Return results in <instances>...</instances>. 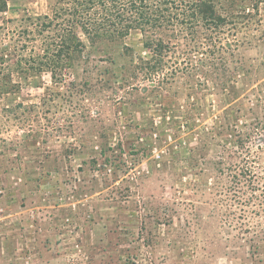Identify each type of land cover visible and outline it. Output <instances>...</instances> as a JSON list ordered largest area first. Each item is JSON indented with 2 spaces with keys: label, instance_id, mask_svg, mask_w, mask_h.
Masks as SVG:
<instances>
[{
  "label": "rangeland",
  "instance_id": "rangeland-1",
  "mask_svg": "<svg viewBox=\"0 0 264 264\" xmlns=\"http://www.w3.org/2000/svg\"><path fill=\"white\" fill-rule=\"evenodd\" d=\"M62 3L0 0V27ZM217 3L252 26L161 90L122 70L150 57L133 31L76 30L85 49L56 78L26 53L5 64L0 264H264V6ZM242 160L252 184L233 182Z\"/></svg>",
  "mask_w": 264,
  "mask_h": 264
},
{
  "label": "trees",
  "instance_id": "trees-1",
  "mask_svg": "<svg viewBox=\"0 0 264 264\" xmlns=\"http://www.w3.org/2000/svg\"><path fill=\"white\" fill-rule=\"evenodd\" d=\"M217 1L63 0L62 7L52 16L8 20V24H14L12 29L0 27V74L7 62L21 60L22 52L29 55L24 63L26 66L50 71L56 78L62 68L71 66V62L85 49L76 30L86 35L90 43L100 39L107 29L121 38L133 31L142 36L150 57L141 60V65H131L122 70L129 77L136 78V74H140L144 79L156 82V90H161L166 80L192 68V58L198 54L205 55L206 46L214 48L213 54L218 53L219 44L225 40L222 37L225 29L233 33L240 19L245 21L242 23L245 28L252 26L251 16L234 15L218 9ZM243 1L229 0L231 5ZM252 3L255 10L259 4L264 6V0H252ZM129 61L133 63V59ZM242 161L245 166L231 164L232 169L229 170L239 171L231 175L233 182L238 184L243 178L252 184V167L248 160ZM249 201L252 197L247 201L234 200L239 203Z\"/></svg>",
  "mask_w": 264,
  "mask_h": 264
}]
</instances>
